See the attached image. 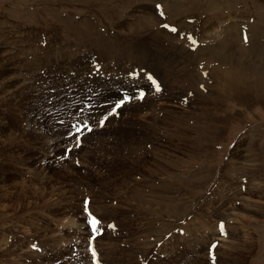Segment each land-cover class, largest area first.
<instances>
[{"label": "rangeland", "instance_id": "rangeland-1", "mask_svg": "<svg viewBox=\"0 0 264 264\" xmlns=\"http://www.w3.org/2000/svg\"><path fill=\"white\" fill-rule=\"evenodd\" d=\"M167 23L202 36L204 45L183 46ZM9 69L14 81L0 79V121L18 133L28 125L30 132L10 148L8 131L0 129V166L10 169L13 180L19 170L43 166L50 154L57 166L48 175L56 200L49 210L62 215L44 219L29 183L20 208L6 210L9 203L2 201L0 235L12 232L10 246L0 239V264H94L90 239L98 264H148L171 232L177 244L165 241L154 264H264V208L260 223L249 225L245 218L251 216L246 210L252 192L264 182V0H0V73ZM136 70L135 78L144 72L127 87V75ZM147 73L159 91L145 97L154 85L144 84L142 98H130L112 112L117 96L133 95ZM69 90L77 95L73 103ZM86 97L93 110L83 123L92 130L81 126V137L68 139L70 128L56 119L78 116ZM242 139L235 162L241 193L224 213L212 216L214 226L225 223L223 237L233 238L235 249L219 253L213 247L216 256L209 263L202 248L209 235L199 230L207 220L197 214L223 211L217 201H205L224 182ZM21 213L26 215L19 219ZM93 217L100 222L95 232ZM30 218L34 224H26ZM45 220L53 234L46 232ZM238 222L254 238L243 258L236 251ZM182 229L184 235L175 234ZM30 238L42 243L43 252L31 250Z\"/></svg>", "mask_w": 264, "mask_h": 264}, {"label": "bare ground", "instance_id": "bare-ground-1", "mask_svg": "<svg viewBox=\"0 0 264 264\" xmlns=\"http://www.w3.org/2000/svg\"><path fill=\"white\" fill-rule=\"evenodd\" d=\"M13 69H9V70H5L4 71V74L0 73V79L2 82H4L5 84H7L10 80L11 82L14 81V72L12 73ZM23 84V83H22ZM25 85V84H23ZM23 92H25V90H22L20 93H22L23 95ZM19 95V94H18ZM19 96L15 95L14 98L15 100L18 99ZM28 98V97H27ZM172 98V97H171ZM21 99V98H20ZM32 102V101H31ZM155 102V101H154ZM33 103H31L28 107L30 109H33V112L35 110V106L32 105ZM29 111V110H28ZM30 112V111H29ZM34 114V113H33ZM32 114V115H33ZM34 116V115H33ZM6 119V118H5ZM44 119V118H43ZM16 121H19L20 123L22 122V124L24 125L23 121L21 119H16ZM8 125V124H7ZM2 120L0 121V129L2 131H8V141L11 142V146L10 148H13L14 145L12 144L14 141L16 143V141H20L22 139V137L24 136V132H27L29 131L30 132V128L28 125H26V127L20 132L18 133V131L10 128L11 125H8L7 126ZM44 125V124H43ZM25 126V125H24ZM13 127V126H12ZM17 128H19L17 126ZM7 134V133H6ZM3 136V135H2ZM4 137V136H3ZM21 138V139H20ZM1 140H4V139H1ZM46 140V139H45ZM55 140V139H54ZM56 141V140H55ZM2 143V141L0 142ZM6 143V142H5ZM55 143V142H54ZM244 143H246L245 139H242L241 142L238 144L235 152L232 154V157L230 158V161L228 162V164L226 165L225 167V171H224V177H223V181L221 183V185L219 184V187L214 191L212 190V196L208 198V200L205 201V204L206 202H211V204L215 201L218 202V209H222L223 211L221 212H218V213H214L216 211L215 210H210L211 208H207V212L206 214H203L202 212L197 214L198 216H204L206 218V224H203V227H199V230L202 232V234H206L208 236V239L206 238V244L204 246H202L203 248V254L205 257L208 256L209 254V251L211 249V247H216V251H219V253L221 251H224V252H230V249H235L233 247V244L235 240H233V238H230L229 236H225L223 237V233L227 232L226 230L223 231L222 234H219V229H218V224H215L216 226H214V218L212 216H214L213 214H218L220 215L221 213H224V211L227 209V206L228 208L231 207L232 203L235 201V198L238 196V194L240 195L241 193V182L237 179V174H236V168H235V162L237 161L236 159L241 155V148L244 146ZM52 144V143H50ZM4 145V144H3ZM50 146V145H49ZM48 147V146H47ZM51 147V146H50ZM133 147V146H132ZM135 151V150H134ZM133 151V152H134ZM17 152L15 153H12V154H15L16 155ZM11 154V155H12ZM140 154V153H139ZM138 154V155H139ZM50 154H48V156H45L43 157V160H41V162L43 163L42 165L43 166H39V164H36L34 163V166H38V168H34V169H29L27 166V168L25 169L26 171L23 172L22 170H19V172L15 175L14 179L13 180H9V176H10V169L8 168H2L0 166V178H1V181H0V203L3 201L4 203H9L8 204V207H6L5 209L6 210H11V209H15L17 210L18 208H20L21 206V202H22V197L24 196L26 198L27 194H26V190H25V187L27 183L31 184L32 186H34V188L37 190V195H38V200L35 202L34 201V205L36 208L39 209V213L40 214H43L44 215V219H45V216L46 218L48 217H52L54 218V216H57V215H62V214H54L53 212H51L50 210L54 211L55 209V206L53 205V203L56 201L54 200L53 195L55 193V190H52L51 189V184L50 182H53L51 179H50V175L49 173L50 172H53L56 163L55 161L53 160L52 157L49 156ZM144 155V154H143ZM254 155V154H253ZM43 156V155H42ZM135 156V155H134ZM14 157V156H13ZM138 157V156H137ZM136 158V157H135ZM141 158V161H142V157ZM10 159V158H9ZM12 159V158H11ZM10 159V160H11ZM17 158H13L12 160H14V165L15 166H18L17 165V161H16ZM39 159V158H38ZM7 160V158H6ZM140 160V159H139ZM9 161V160H8ZM138 161V160H137ZM140 162V161H139ZM11 163V161L9 162ZM7 166V165H6ZM32 166V165H31ZM110 166V165H109ZM259 166V165H258ZM261 166V165H260ZM5 167V166H4ZM234 167V168H233ZM18 168V167H17ZM32 168V167H31ZM110 168V167H109ZM37 169V170H36ZM28 170H29V173L30 176L28 175ZM36 170V171H35ZM16 171V170H15ZM53 174V173H52ZM50 177H49V176ZM223 175V174H222ZM30 177V178H29ZM28 178V179H27ZM66 179V178H65ZM68 179V177H67ZM260 182V181H259ZM49 184V189L51 190L50 193H46L45 192V189L47 188L46 187V184ZM32 190V189H31ZM62 190V189H61ZM34 192V191H33ZM36 193V192H35ZM58 193V192H57ZM218 195V199L215 200L216 196ZM252 195L253 197H250L249 199L251 200V202L247 201L248 203H250L249 206H251L250 209H247L246 211H248V213L251 214L250 218H248V216H245V218H247V223L249 225H253V224H258L260 223L258 218H259V215L261 212H263V208H264V182L261 181L255 188V190L252 192ZM23 197V198H24ZM60 197V196H59ZM24 198V199H25ZM37 198V196H36ZM54 202H52L53 200ZM60 199V198H59ZM33 200V199H32ZM24 201V200H23ZM43 202V205L41 206H37V203L38 202ZM62 205V203L60 204ZM59 205V206H60ZM68 205V204H66ZM234 205V204H233ZM31 207V206H30ZM33 207V208H35ZM61 207V206H60ZM63 208V207H62ZM50 209V210H49ZM217 209V210H218ZM225 209V210H224ZM232 209V208H231ZM4 210V211H6ZM27 210V209H26ZM29 210V209H28ZM31 211V210H30ZM34 211V210H33ZM37 211V210H36ZM35 211V212H36ZM245 211V210H243ZM2 212V211H1ZM11 212V211H10ZM18 212H20L18 210ZM77 213V212H76ZM26 215V213H21V216L19 217V219H22V217ZM196 215V216H197ZM6 216V215H5ZM4 216V217H5ZM31 216V215H29ZM258 216V217H257ZM82 216H80L81 218ZM244 218V216H242ZM6 218V217H5ZM18 218V217H17ZM47 218V220H48ZM52 218L50 219L51 222H52ZM79 218V219H80ZM240 219H238V221H240L242 218L241 216L239 217ZM33 218H30L26 224H34ZM9 220V219H8ZM35 220V218H34ZM45 220L44 222V227L46 228V232L49 230L51 231V233L53 234V231L52 228H51V224ZM61 220V219H60ZM75 220V219H74ZM258 220V221H257ZM76 221V220H75ZM210 221V223H209ZM243 221V220H242ZM261 221V220H260ZM40 223H42V221L40 220L39 221ZM83 222V220H82ZM39 223V224H40ZM54 223V222H53ZM61 223V222H60ZM70 225L71 226H75V223L73 222V219L70 220ZM18 224V223H17ZM22 224V223H21ZM38 224V225H39ZM43 224V223H42ZM234 224V223H233ZM232 224V225H233ZM240 224H241V221H240ZM24 226H27L25 224H23ZM41 225V224H40ZM56 225V224H54ZM64 225V224H63ZM239 227H233V229L235 230V232H237V240H238V243H237V246H236V251H238V256L243 258L244 257V253H247V254H250V252L252 251V248L253 247V241H254V238H253V234H249L247 233L245 230H241L240 229V225H239V222L237 224ZM245 225V224H244ZM12 226V225H11ZM22 229H25L26 227H24ZM59 226V225H58ZM61 226V224H60ZM59 226V227H60ZM127 227V226H126ZM28 228V227H27ZM245 228V227H244ZM3 229V228H2ZM58 229V228H57ZM76 230V229H75ZM15 231V230H14ZM39 231L42 232L43 234L46 233L44 230H43V225H41V228H39ZM10 232H12L10 230V228L8 229H5L1 232V235H0V239L5 243V245L8 247L10 245H8V242H7V237H8V233L11 234ZM59 232V231H58ZM100 232V231H99ZM198 232V231H197ZM228 233V232H227ZM23 234V233H22ZM28 234V233H27ZM60 234V233H59ZM132 234V233H131ZM192 234V233H191ZM198 234V233H197ZM226 234V233H225ZM42 235V234H41ZM55 235V234H54ZM80 235V233H79ZM219 235V236H218ZM242 235L241 238H239V236ZM33 236V235H32ZM64 236V235H63ZM73 237V236H72ZM71 237V238H72ZM126 237V236H125ZM217 237L219 238V241L216 245H213L212 242L214 240L217 239ZM35 238V237H34ZM118 238V237H117ZM204 238V237H203ZM53 239H55V237H53ZM56 239L53 241L55 242ZM63 241V240H62ZM80 241V240H79ZM16 242V241H15ZM19 243V242H18ZM78 243V242H77ZM255 243V242H254ZM53 244V243H52ZM83 244L86 245L83 241ZM82 244V245H83ZM112 244H113V241H112ZM199 244V243H198ZM201 244V243H200ZM18 245V244H17ZM74 245V244H73ZM111 246V244H109ZM26 247V245H23ZM28 246V245H27ZM81 246V245H80ZM14 247V246H13ZM74 247V246H73ZM103 247H104V244H103ZM177 247V246H176ZM3 248V247H2ZM127 248V247H126ZM197 248V247H196ZM200 248V247H199ZM4 249V248H3ZM20 249V248H19ZM84 249V248H83ZM115 249V248H114ZM183 249V248H182ZM191 249V248H190ZM21 250V249H20ZM23 250V249H22ZM30 250V249H29ZM101 250V248H100ZM103 250V249H102ZM101 250V251H102ZM202 253V250L199 249ZM3 251V250H2ZM7 251V250H6ZM26 251V250H25ZM54 251V250H53ZM58 251V250H57ZM83 251V250H82ZM176 251V250H175ZM197 251H198V248H197ZM22 252V251H21ZM31 252V251H30ZM43 252V251H42ZM63 252V251H61ZM107 252V250H106ZM193 252H196V250L194 249L193 251L190 250V253H193ZM13 253V252H12ZM10 253V254H12ZM18 253V252H17ZM65 253V252H64ZM83 253V252H82ZM25 254V253H24ZM28 254V253H27ZM107 254V253H106ZM172 254V253H171ZM185 254V253H184ZM200 254V253H198ZM84 255V254H83ZM11 256V255H10ZM15 256V255H14ZM13 256V257H14ZM19 256V255H18ZM46 256H51V253L49 254H46ZM108 256V255H107ZM184 256V255H183ZM230 256L229 255H224L223 256V260H226L228 257ZM12 257V256H11ZM22 257V256H21ZM34 257V256H33ZM32 257V258H33ZM42 257V256H41ZM180 257V256H179ZM234 257V256H233ZM31 258V257H30ZM104 259V258H103ZM107 259V258H106ZM109 259V257H108ZM194 259V258H193ZM18 260V259H17ZM24 260V259H23ZM26 260V259H25ZM116 260V259H115ZM191 260V259H190ZM196 260V259H194ZM41 261V259H40ZM49 261V260H48ZM111 261V260H110ZM50 262V261H49ZM163 262V261H162ZM161 262V263H162ZM194 262V261H193ZM164 263V262H163ZM204 262L201 261V260H198V264H203ZM45 264V263H44ZM192 264V263H190ZM194 264V263H193ZM207 264V263H205Z\"/></svg>", "mask_w": 264, "mask_h": 264}, {"label": "snow or ice", "instance_id": "snow-or-ice-1", "mask_svg": "<svg viewBox=\"0 0 264 264\" xmlns=\"http://www.w3.org/2000/svg\"><path fill=\"white\" fill-rule=\"evenodd\" d=\"M171 30H172V31H176L174 28L171 29ZM148 79L151 80L152 78L149 76ZM153 83L155 84L156 82L153 80ZM156 87H157V91H159V86L157 85ZM116 107L119 108V107H120V104H117ZM89 130H90V129H89ZM89 215H91V213H89ZM99 223H100V222H99L98 220H96L95 217L92 218V227H93V231H94V232L99 230V229H98V225H99ZM93 255H95V252H93Z\"/></svg>", "mask_w": 264, "mask_h": 264}]
</instances>
